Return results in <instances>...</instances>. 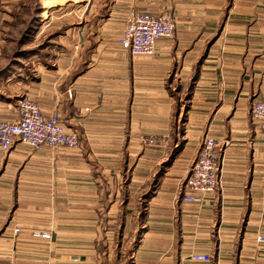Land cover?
I'll list each match as a JSON object with an SVG mask.
<instances>
[{"label": "crops", "instance_id": "1", "mask_svg": "<svg viewBox=\"0 0 264 264\" xmlns=\"http://www.w3.org/2000/svg\"><path fill=\"white\" fill-rule=\"evenodd\" d=\"M40 1L36 37H55L31 63L0 61V118L15 120L28 96L46 115L58 109L79 145L5 152L21 202L0 264H264V131L252 113L264 98V0ZM29 4L0 0V60ZM133 10L175 18L155 56L119 43ZM205 136L220 146L218 186L186 201ZM104 214L120 223L127 257L100 254Z\"/></svg>", "mask_w": 264, "mask_h": 264}, {"label": "built area", "instance_id": "2", "mask_svg": "<svg viewBox=\"0 0 264 264\" xmlns=\"http://www.w3.org/2000/svg\"><path fill=\"white\" fill-rule=\"evenodd\" d=\"M175 27L176 22L172 14L133 10L127 15L119 43L133 56H155L159 40L172 37ZM252 113L264 131V98L254 101ZM163 138L164 136L153 135L148 138V142L154 144ZM16 142H21L33 150H39L43 146L53 149L76 148L79 145V136L75 131L67 129L58 109L46 115L38 102L28 96H22L18 100V117L15 120L0 118V148L7 152ZM219 147L215 138L205 136L203 139L187 177L186 185L190 193L184 196L186 201H199L197 194L216 190ZM15 231L20 232V226H16ZM41 234L43 237L50 236L48 233ZM258 241L264 243V234L258 235ZM192 258L210 262L212 256L195 252Z\"/></svg>", "mask_w": 264, "mask_h": 264}, {"label": "rangeland", "instance_id": "3", "mask_svg": "<svg viewBox=\"0 0 264 264\" xmlns=\"http://www.w3.org/2000/svg\"><path fill=\"white\" fill-rule=\"evenodd\" d=\"M29 1L30 4L28 6L19 7L16 10L18 20L15 22V25L11 31V36H10L11 42L8 45L9 51L7 53L8 55L11 52L10 53L11 55L10 54L8 56L4 55L5 60L1 59L0 60L1 62L2 61L9 62L12 63L13 65L21 64L23 61L29 62L31 60L30 58L35 57L38 54V52L42 50V48L46 47L47 45L50 46L52 39L55 37L54 31L56 30H52L48 32L46 34V37H43V35L36 37L38 28H40V26L43 23L41 21V18L43 16H46V13L42 14L43 8L40 0H29ZM46 1L48 4L49 1L48 0ZM39 5H41V7H39ZM33 14L35 15L36 18L33 23L34 30L31 33H28L26 37H23L22 31L26 27V20L29 19ZM18 51L19 53H17ZM22 51L23 53H21ZM31 62L32 61H30V63ZM196 80H197V76L195 75V81H193V77H192L191 85H189L188 88H186L185 92L182 94L183 97L182 103H184L185 101L187 102L192 98ZM186 102L184 103V105H186L185 109L188 107ZM6 161L7 158L5 157V152L0 149V238L3 237L8 225L13 223L11 222L12 219L11 216L13 215V213H15L17 209H19L20 207L19 205L21 202L19 195L20 186L17 178L14 177V180L17 181L6 180V175H5ZM107 190L109 189L106 188L104 190V193ZM102 201L105 200L101 199V202ZM99 219H101L103 225L102 226L103 230L97 232L99 239L97 247L100 251V254L102 253L108 256L111 253L112 256L114 257L119 247L120 255L123 257H127L129 254V249L127 244H125L124 246L121 245L125 238L121 234L122 232L120 231L121 230L120 223L115 222L114 217L108 214L100 215ZM131 234L132 233H130L129 237H127L128 241H130L132 238Z\"/></svg>", "mask_w": 264, "mask_h": 264}, {"label": "trees", "instance_id": "4", "mask_svg": "<svg viewBox=\"0 0 264 264\" xmlns=\"http://www.w3.org/2000/svg\"><path fill=\"white\" fill-rule=\"evenodd\" d=\"M39 7H41V5H39ZM35 19H36L35 15L33 14V15H31V17L29 19L26 20V27L22 31L23 37H26L28 33H31L34 30L33 29L34 28L33 23H34ZM19 44H20V42H19ZM17 50H18V48H17ZM19 51L17 53H19ZM21 53H23V51ZM195 75L197 76V73L194 74L193 81H195Z\"/></svg>", "mask_w": 264, "mask_h": 264}]
</instances>
